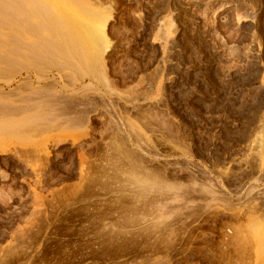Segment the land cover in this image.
<instances>
[{"label":"rangeland","instance_id":"1","mask_svg":"<svg viewBox=\"0 0 264 264\" xmlns=\"http://www.w3.org/2000/svg\"><path fill=\"white\" fill-rule=\"evenodd\" d=\"M0 12V264H264V0Z\"/></svg>","mask_w":264,"mask_h":264},{"label":"bare ground","instance_id":"2","mask_svg":"<svg viewBox=\"0 0 264 264\" xmlns=\"http://www.w3.org/2000/svg\"><path fill=\"white\" fill-rule=\"evenodd\" d=\"M73 5H74V4H73ZM69 10H70V8H69ZM76 10H77V9H76ZM72 11H73V10H72ZM77 11H78V10H77ZM79 11H80V10H79ZM79 11H78V12H79ZM108 11H109V10H108ZM80 12H81V11H80ZM0 13H1V12H0ZM101 13H102V11H101ZM2 14H3V13H2ZM4 14H5V13H4ZM4 14H3V15H4ZM67 14H68V13H67ZM75 14H76V13H75ZM75 14H74V15H75ZM79 14H80V13H79ZM106 14H107V13H106ZM108 14H109V13H108ZM108 14H107V15H108ZM0 16H1V15H0ZM71 16H73V15H71ZM103 16H105V15L103 14ZM109 16H111V15H109ZM109 16H108V19L110 18ZM83 17H84V15H83ZM72 18H73V17H72ZM85 18H86V17H85ZM69 19H70V18H69ZM83 19H84V18H83ZM108 19H105V20L103 19L102 21H99V19H98L99 22H94L93 24L91 23L92 25L90 26V28H87V29L89 30V31L87 30L88 33H89V34L91 33L90 35H89V34L87 33V31H86V28L84 27L85 25L83 26V25H81L82 23H79V22L82 21L81 18H80V21L77 22V23L80 24V25L78 24V25H79V26H78V27H79V28H78V31H77V28H76V30H74L75 28H74L72 25H70V28H71V27L73 28V29H72V30H73L72 32H74V31L79 32L82 38H85V37L87 38V35H88V36L90 37V38H89V39H90L89 41H91L92 38H93L92 40H94L95 38L98 39L97 37H99V39H100V41H101L102 43H103V42H104V43H105V42L107 43L106 40H108V39L106 38L105 27H106V23H107ZM75 20H77V17L74 18V21H75ZM78 20H79V19H78ZM100 20H101V19H100ZM95 21H96V20H95ZM82 22H84V21H82ZM74 23H75V22H74ZM66 24H67L66 26H67V28H68V23L66 22ZM69 24H71V23L69 22ZM85 24H86V23H85ZM75 25H76V24H75ZM25 27L27 28V27H30V26H26V25H25ZM88 27H89V26H88ZM70 28H69V29H70ZM27 29H28V28H27ZM94 33H95V35H94ZM92 35H93V36H92ZM96 35H97V37H96ZM77 36H78V35H77ZM100 37H102V39H101ZM96 39H95V40H96ZM104 40H105V41H104ZM83 41H84V40H83ZM101 42H100V44H101ZM79 43H80V42H79ZM81 43H82V42H81ZM97 43H98V42H97ZM104 43H103V44H104ZM106 43H105V44H106ZM26 44H27V43H26ZM27 45H28V44H27ZM27 45H26V47H27ZM30 46H31V45H30ZM81 46H84V45L81 44ZM84 47H85V46H84ZM99 47H100V46H99ZM105 47H106V46H105ZM93 48L95 49V51L93 52L94 54L92 53V54L94 55L93 58H95V61H99V62H97V63H99V65L101 66V69H102V72H103V75H104V77H102V78H106V76H107V75H106V73H107V70H106L107 66H106V63H105V58H106V57L103 58V55H104L103 52L105 53L106 50L103 51V50H101V48H100V50L97 51L98 48H95V46H94ZM26 49H28V48H26ZM29 49H30V47H29ZM84 49H85V48H84ZM91 49H92V47H91ZM94 49H93V50H94ZM86 50H87V49H86ZM89 50H90V49H89ZM102 51H103V52H102ZM92 54H91V55H92ZM89 55H90V54H89ZM91 60H92V59H91ZM98 68H99V67H98ZM65 74H66V73H65ZM107 74H108V73H107ZM66 75H67V74H66ZM98 75H99V74H98ZM98 75H97V76H98ZM62 76H63V74H62ZM92 77H93V75H92ZM92 77H91V78H92ZM29 78H30V76L28 77V79H29ZM28 79H25V80L28 81ZM52 79H54V78H52ZM52 79H51V80H52ZM106 79L108 80V78H106ZM29 80H31V79H29ZM83 80H84V79H83ZM107 80H106V82H107ZM109 80H110V79H109ZM53 81L55 82V80H53ZM104 81H105V80H104ZM25 82H26V81H25ZM28 82H29L30 84H29ZM28 82H26V83L29 84V85H28L29 88H30V85H31V88H30L31 90H35V91L38 90V89H36L37 87H35V85L32 84V80H31V81H28ZM35 83H36V82H35ZM90 83H91V82H90ZM110 84H111V83H110ZM18 86H19V85H18ZM18 86H17V87H18ZM39 86H40V85H39ZM39 86H38V87H39ZM43 86L45 87V85H43ZM43 86H42V87H43ZM53 86H55L54 83H53ZM55 87H56V86H55ZM19 88H20V87H19ZM32 88H33V89H32ZM46 88H47V87H46ZM50 88H51V87H50ZM82 88H84V87H82ZM11 89H12V88H11ZM40 89H41V88H40ZM40 89H39V90H40ZM44 89H45V88H44ZM47 89H48V88H47ZM80 89H81V88H80ZM86 89H87V88H86ZM31 90H30V91H31ZM41 90H42V89H41ZM81 90H82V92H84L83 89H81ZM87 90H88V89H87ZM89 90H90V88H89ZM89 90H88V91H89ZM93 90H94V89H93ZM35 91H34V93H35ZM12 92H13V91H12ZM18 92H19V91H18ZM31 92H32V91H31ZM86 92H87V91H86ZM8 93H9V92H8ZM15 93H16V92H15ZM76 93H78V92H76ZM79 93H80V92H79ZM1 94H2V93H1ZM17 94H18V93H17ZM9 95H10V94H9ZM39 95H40V94H39ZM66 96H67V95H66ZM14 97H15V96H14ZM14 97H13V98H14ZM18 97H19V96H18ZM25 97H26V96H25ZM40 98H41V97H40ZM40 98H39V100H40ZM23 99H24V98H23ZM32 99H33V98H32ZM27 100H28V99H27ZM37 100H38V99H37ZM59 100H60V99H59ZM3 101H4V100H3ZM15 102H16V101H15ZM20 102H21V101H20ZM30 103H31V102H30ZM22 104H23V103H22ZM24 104H25V103H24ZM24 104H23V107H25ZM18 105H19V104H18ZM27 105H28V104H27ZM39 105H40V102H39ZM110 105H111V104H110ZM37 106H38V104H37ZM20 107H21V106H20ZM28 107H29V106H28ZM34 107H35V106H34ZM21 108H22V107H21ZM38 108L40 109V107H38ZM38 108H37V109H38ZM16 109H17V108H15V110H16ZM30 109H31V108H30ZM34 109H35V108H34ZM51 109H52V108H51ZM19 110H20V108H19ZM57 110H58V109H57ZM59 110H60V109H59ZM27 111H28V110H27ZM17 113H18V112H17ZM23 113H24V112H23ZM35 113H36V112H35ZM40 113H41V112H40ZM18 114H19V113H18ZM20 114H21V113H20ZM27 114H28V113H27ZM51 114H52V113H51ZM6 115H7V114H6ZM39 115H40V114H39ZM39 115H38V116H39ZM41 115H42V114H41ZM49 115H50V114H49ZM56 115H58V114H56ZM24 116H25V115H24ZM24 116H22V117H24ZM31 116H33V115L31 114ZM38 116H37V117H38ZM43 116H45V115L43 114ZM53 116H54V115H53ZM58 116H59V115H58ZM58 116H57V117H58ZM2 117H3V116H2ZM7 117H8V116H7ZM22 117H21V118H22ZM34 117H36V116L34 115V116H33V119H35ZM39 117H40V116H39ZM50 117H51V115H50ZM54 117H55V116H54ZM88 117H89V116H88ZM119 117H120V116H119ZM14 118H15V117H14ZM26 118H28V117H26ZM40 118H41V117H40ZM0 119H2V118H0ZM6 119H7V118H6ZM10 119H13V117L11 118V116H10ZM31 119H32V118H31ZM33 119H32V120H33ZM38 119H39V118H38ZM45 119H46V118H45ZM55 119H56V118H55ZM58 119L61 120L60 117H58ZM58 119H56V120H58ZM88 119H89V118H88ZM117 119H118V118H117ZM122 119H123V118H122ZM124 119H125V117H124ZM124 119H123V120H124ZM25 120H26V119H25ZM56 120H55V122H57ZM65 120H66V119H65ZM65 120H64V122H65ZM111 120H112V118H111ZM4 121H5V120H4ZM23 121H24V120H23ZM26 122H28V121H26ZM52 122H53V121H52ZM88 122H89V121H88ZM28 123H29V122H28ZM68 123H69V122H68ZM84 123H85V122H84ZM114 123H115V121H114ZM35 124H36V123H35ZM62 124H63V123H62ZM64 124H65V123H64ZM115 124H117V123H115ZM119 124H120V122H119ZM29 125H31V124H29ZM110 125H111V124H110ZM8 126H9V125H8ZM17 126H18V125H17ZM64 126H65V125H64ZM0 127H3V124H2L1 122H0ZM10 127H11V126H10ZM120 127H121V126H120ZM3 128H4V127H3ZM11 128H12V127H11ZM13 128H14V127H13ZM39 128H40V127H39ZM41 128H42V127H41ZM14 129H15V128H14ZM36 129H37V128H36ZM114 129H115V128H114ZM117 129H118V128H117ZM124 129H125V128H124ZM22 130H23V128H22ZM24 130H26V129H24ZM32 130H33V128H32ZM39 130H40V129H39ZM41 130H43V129H41ZM19 131H20V130H19ZM35 131H36V132H35ZM26 132H27V131H26ZM26 132H25V133H26ZM34 132L37 133V130H34ZM34 132H32V133H34ZM115 132H116V131H115ZM3 133H4V132H2V134H3ZM5 133H6V132H5ZM119 133H120V132H119ZM120 134L122 135V133H120ZM123 134H124V133H123ZM115 135H117V134H115ZM0 136H1V135H0ZM25 136H26V134H25ZM28 136H29V135H28ZM28 136H27V137H28ZM31 136H32V135H31ZM33 136H34V135H33ZM117 136H118V135H117ZM4 137H5V136H4ZM110 137H112V135H111ZM121 138H122V137H121ZM114 139H115V138H114ZM119 139H120V138H119ZM134 139H135V138H134ZM4 140H5V139H4ZM115 140H116V139H115ZM60 142H62V141H60ZM118 143H119V142H118ZM128 143H129V142H128ZM58 144H59V143H58ZM125 144H126V143H125ZM130 144H131V143H130ZM114 145H115V144H114ZM122 145H123V144H122ZM118 148H119V147H118ZM118 148H117V149H118ZM126 148H127V147H126ZM47 149H48V148H47ZM32 150H33V149H32ZM122 150H123V149H122ZM124 150H125V149H124ZM118 151H119V150H118ZM126 151H127V150H126ZM7 152H8V150H6L5 148H2V147L0 146V156H2L3 154H6ZM26 153H27V152H26ZM85 153H86V152H85ZM130 153H131V152H130ZM32 154H34V153H32ZM26 155H27V154H26ZM151 155H152V154H151ZM29 156H30V155H29ZM81 157H82V155H81ZM25 158H26V156H25ZM98 158H99V157H98ZM152 158H153V157H152ZM22 159H23V158H22ZM89 160H90V159H89ZM115 160H116V158H115ZM148 160H149V159H148ZM26 161H27V160H26ZM151 161H152V160H151ZM118 162H119V161H118ZM29 164H30V163H29ZM29 164H28V165H29ZM121 164H122V163H121ZM248 165H249V164H248ZM100 166H101V165H100ZM116 166H117V165H116ZM259 166H260V164H259ZM259 166H258V167H259ZM43 167H44V166H43ZM251 168H252V167H251ZM256 170H257V169H256ZM250 171H251V170H250ZM248 172H249V171H248ZM103 173H104V172H103ZM95 174H96V173H95ZM97 174H98V173H97ZM98 175H99V174H98ZM90 177H91V176H90ZM93 177H94V176H93ZM221 178H222V177H221ZM259 178H260V177H259ZM164 179H166V178H164ZM209 180H210V179H209ZM87 181H88V180H87ZM210 182H211V181H210ZM214 182H215V181H214ZM257 186H258V185H257ZM250 187H251V186H250ZM262 187H263V186H262ZM76 189H77V188H76ZM253 189H254V188H253ZM258 189H259V188H258ZM263 190H264V189H263ZM251 191H252V190H251ZM261 191H262V190H261ZM262 192H263V191H262ZM74 193H75V191H74ZM208 193H210V192H208ZM214 193H215V192H214ZM223 194H224V193H223ZM223 194H222V195H223ZM259 194H262V193H259ZM213 195H214V194H213ZM249 195H251V194H249ZM62 196H63V195H62ZM73 196H74V195H73ZM71 197H72V196H71ZM127 197H128V196H127ZM256 197H257V196H256ZM225 199H226V198H225ZM132 201H133V200H132ZM255 202H256V201H255ZM142 207H143V206H142ZM136 208L138 209V207H136ZM228 208H229V207H228ZM137 209H136V210H137ZM229 209H230V208H229ZM250 209H251V208H250ZM250 209H249V210H250ZM252 209H254V206H253ZM255 209H257V207H255ZM258 209H259V208H258ZM227 210H228V209H227ZM230 211H231V210H230ZM251 211H252V210H251ZM255 211H258V210H255ZM253 212H254V210H253ZM247 213H248V212H247ZM250 214H251V213H250ZM247 215H248V214H247ZM254 215H255V212H254ZM262 215H263V213H262ZM235 216H236V215H235ZM254 217H255V216H254ZM263 217H264V216H263ZM261 218H262V217H261ZM261 221H262V220H261ZM249 222H251L250 219H249ZM249 222H248V223H249ZM250 224H251V223H250ZM250 224H248V225H250ZM261 224H262V223H261ZM261 224H260V225H261ZM252 225H254V224H252ZM254 232H255V231H254ZM151 233H152V232H151ZM263 233H264V232H263ZM262 235L264 236V234H262ZM261 237H262V236H261ZM227 246H228V245H227ZM219 247H220V246H219ZM220 250H221V249H220ZM224 251H225V250H224ZM224 253H225V252H224ZM220 254H221V252H220ZM211 256H212V255H211ZM220 259H221V258H220Z\"/></svg>","mask_w":264,"mask_h":264}]
</instances>
